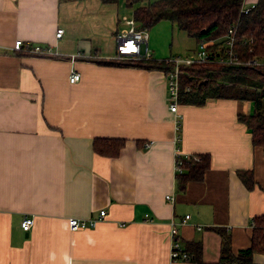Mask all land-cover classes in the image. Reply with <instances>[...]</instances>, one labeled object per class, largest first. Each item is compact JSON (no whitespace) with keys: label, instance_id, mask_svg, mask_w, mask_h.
<instances>
[{"label":"crops","instance_id":"0c3cea01","mask_svg":"<svg viewBox=\"0 0 264 264\" xmlns=\"http://www.w3.org/2000/svg\"><path fill=\"white\" fill-rule=\"evenodd\" d=\"M124 17L118 2L0 0V264H193L170 260V221L207 264L220 259L223 237L235 258L250 247L253 218L264 215V153L238 117L253 104H177L175 143L163 71L102 62L113 61ZM18 39L52 54L15 52ZM149 39L152 59L165 58ZM73 72L79 80L69 83ZM102 138L123 140L117 157L93 151ZM177 153L208 155L202 180L180 189ZM99 211L94 227H67Z\"/></svg>","mask_w":264,"mask_h":264},{"label":"trees","instance_id":"16d2710c","mask_svg":"<svg viewBox=\"0 0 264 264\" xmlns=\"http://www.w3.org/2000/svg\"><path fill=\"white\" fill-rule=\"evenodd\" d=\"M68 1V0H63ZM103 3L123 1L126 5H135L142 0H101ZM244 0H156L133 10L132 18L139 30H149L158 22L167 21L185 32L186 36L199 41L211 42L209 50L216 52L223 47L229 29H234L233 49L242 61L264 60V0H258L246 13L243 12ZM104 64L118 63L142 70L167 72L171 67L164 62L149 59L142 61H102ZM179 75L178 104L201 105L208 98L240 99L250 101L253 110L247 116L238 117L251 133L252 144L264 153V67L255 65L191 64L181 66ZM124 144L122 139H94L93 151L101 156L117 157ZM181 158L180 173L175 180L180 189L186 183L202 180L207 170L208 155ZM243 182L250 187L248 173L239 174ZM254 228L249 248L240 249L235 258L230 252L229 237H223L220 259L210 264H252L255 252L264 254V215L253 218ZM200 245L191 247L190 261L193 264H207L202 261ZM192 254V255H191ZM193 259H192V258Z\"/></svg>","mask_w":264,"mask_h":264},{"label":"built area","instance_id":"2783aa9c","mask_svg":"<svg viewBox=\"0 0 264 264\" xmlns=\"http://www.w3.org/2000/svg\"><path fill=\"white\" fill-rule=\"evenodd\" d=\"M250 8V7H249ZM249 8L243 9V12L246 13ZM124 22L127 26V29L122 31L116 36V52L113 57V60L118 61H144L152 59L150 48L147 45L148 32L145 30H139L136 28V23L134 19H126L124 18ZM62 33V29H57L55 31V36L60 37ZM234 29H229L228 34L224 40L223 47L217 49L216 52H211L209 50V46L211 42L208 41H199L197 42V48L192 52V54L187 57L181 58L179 56H172L163 59L157 60V62H164L165 64L170 65L171 67L167 72L163 71L166 80V86L168 91V106L171 113L176 114V121L174 123V133L176 138L174 140L175 143L179 142L180 135L178 132L180 130V119L181 115L178 113V88H179V75L182 73L180 70L181 66H188L191 64H224V65H255L264 67V60L258 61L257 59L242 61L238 58L237 53L233 49L234 42ZM12 50L15 52L28 53L36 56H50L52 52L48 47L36 43H27L22 40H15L12 45ZM81 56L80 54H76V57ZM79 74L76 72L70 73L68 76L69 83L76 82L79 79ZM180 154L177 153L175 158V167L176 173H180L182 171L181 168V158ZM189 158V157H185ZM193 160L197 161L198 158L196 156L192 157ZM166 199L172 200L169 195H166ZM105 216L104 211H99V215L97 218H69L67 221V227L70 231L76 232V230L87 229L90 227H94L96 223L101 220ZM188 215H185L184 219L180 221L183 223L184 220L188 219ZM33 224V218L25 217L20 222V228L28 232ZM170 230L169 237L171 239V246L169 249V257L172 261H189L190 255L187 253L184 248L181 246L177 239V228L176 224L173 221H170ZM200 229V227H198Z\"/></svg>","mask_w":264,"mask_h":264},{"label":"rangeland","instance_id":"374dc122","mask_svg":"<svg viewBox=\"0 0 264 264\" xmlns=\"http://www.w3.org/2000/svg\"><path fill=\"white\" fill-rule=\"evenodd\" d=\"M156 0H142L139 4L126 5L123 1H118L119 13L124 14V18L133 19V10L142 5H147L150 2ZM122 17V16H121ZM123 18V19H124ZM124 24V23H123ZM125 25H123L124 27ZM127 28V26H125ZM149 39V45L153 42L156 47H159V52H163L165 58L168 56H179L181 58L187 57L189 54L197 48V43L194 40L186 36L185 32L178 30L174 24L167 21L158 22L156 26L147 30ZM163 59V58H159ZM158 59V60H159ZM264 113V109L261 110Z\"/></svg>","mask_w":264,"mask_h":264}]
</instances>
